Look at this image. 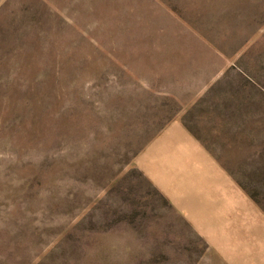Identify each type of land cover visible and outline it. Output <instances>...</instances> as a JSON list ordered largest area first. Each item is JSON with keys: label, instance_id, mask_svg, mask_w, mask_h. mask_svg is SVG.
Instances as JSON below:
<instances>
[{"label": "rangeland", "instance_id": "374dc122", "mask_svg": "<svg viewBox=\"0 0 264 264\" xmlns=\"http://www.w3.org/2000/svg\"><path fill=\"white\" fill-rule=\"evenodd\" d=\"M178 116L264 209V0H0V264H196L135 164Z\"/></svg>", "mask_w": 264, "mask_h": 264}, {"label": "crops", "instance_id": "0c3cea01", "mask_svg": "<svg viewBox=\"0 0 264 264\" xmlns=\"http://www.w3.org/2000/svg\"><path fill=\"white\" fill-rule=\"evenodd\" d=\"M214 137L175 117L139 152L135 164L203 239L196 264H264V209L224 164L221 155L230 151L205 140ZM241 201L250 208L244 210Z\"/></svg>", "mask_w": 264, "mask_h": 264}]
</instances>
